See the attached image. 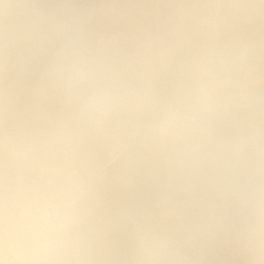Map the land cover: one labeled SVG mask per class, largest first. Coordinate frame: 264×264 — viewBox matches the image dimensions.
<instances>
[{"label":"clouds","instance_id":"1","mask_svg":"<svg viewBox=\"0 0 264 264\" xmlns=\"http://www.w3.org/2000/svg\"><path fill=\"white\" fill-rule=\"evenodd\" d=\"M0 264H264V0H0Z\"/></svg>","mask_w":264,"mask_h":264}]
</instances>
